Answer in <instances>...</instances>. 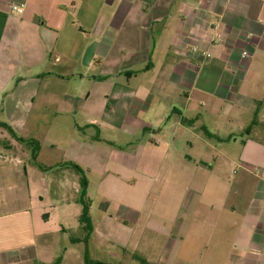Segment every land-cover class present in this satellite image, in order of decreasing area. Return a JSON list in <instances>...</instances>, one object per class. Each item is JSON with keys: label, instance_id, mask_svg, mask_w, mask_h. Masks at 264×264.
<instances>
[{"label": "crops", "instance_id": "0c3cea01", "mask_svg": "<svg viewBox=\"0 0 264 264\" xmlns=\"http://www.w3.org/2000/svg\"><path fill=\"white\" fill-rule=\"evenodd\" d=\"M0 119L41 126L43 164L82 167L91 256L157 211L195 264H264V0H0ZM36 165L0 189V264H84Z\"/></svg>", "mask_w": 264, "mask_h": 264}, {"label": "rangeland", "instance_id": "374dc122", "mask_svg": "<svg viewBox=\"0 0 264 264\" xmlns=\"http://www.w3.org/2000/svg\"><path fill=\"white\" fill-rule=\"evenodd\" d=\"M10 114L11 112H5V116L9 117ZM0 121L2 120L0 119ZM39 128H41V126L31 128L32 130L30 136L24 137L22 136L23 134L19 133V129L13 128L14 133H12L5 127L0 126V189H5L7 186L9 187L10 185H14L15 183H22L18 179H20L24 174V169H30L32 166L34 167V164H37L36 166H38V168L40 169L46 171L49 170V178L50 180L52 179L51 184H54L55 189L59 190L57 185L58 182L59 184L61 183L63 185V188L65 189V194L67 195V197L68 195L70 197L68 198L69 211L67 213V216L62 218V223L67 227V230H59L55 234L59 235L60 238L64 240V246H72L76 244L75 248L85 249L84 242L74 241V239L81 238L85 234L83 227H81L80 225L81 221L80 215L77 212V203L75 199H73L74 195L76 197L79 195L78 193H75L73 180L77 179V176H80L81 180L82 175L72 167H66V165H64L63 163H59L56 165H45L42 163L41 158L39 157V153L41 151V142L35 136V133L37 134L36 131ZM34 140H37L40 144V149L37 151V156L35 159L32 156L34 148L29 143L32 142L37 145ZM50 141L51 140H47V143H49ZM101 155L102 154H100V157H102ZM30 158H32V160ZM18 159H24L26 161L22 163L18 162ZM43 165L46 167L44 168ZM30 172H32L31 169ZM57 173H61L60 178H63L62 181L58 180V178L55 177V174ZM66 173L70 175L66 177ZM80 180H75V182L78 181L80 183ZM35 185L37 186V188H42L41 182H39L38 180H36L35 182L31 181V186L34 187ZM104 186L105 185H102L100 188H104ZM37 188L34 187V189L36 190ZM137 188L138 189L135 191H143V186H141V184H138ZM153 193L154 196H156L157 191L154 190ZM66 201L67 198H65V204ZM154 213L155 215H152L151 218L152 225H149V228L145 230H137L139 233L143 232V234L141 235L142 238L140 241L138 240L137 244H133V241L135 240H132L131 244L115 243L104 246L100 245L99 247L92 246V255L94 257L104 259L105 261L112 264H142L136 256L145 258L149 262V264H195L192 259L188 258V244H186V242L183 245V248H180V250L179 245L178 248L176 245L173 247L172 231L173 235H176L177 231L171 229L170 223H168V225L160 223L161 228H158L154 225L157 223V211H154ZM55 226L60 227L59 220L57 218L52 219L50 223L51 228ZM127 231L130 232L133 230L130 228H127V230L117 229L115 227L113 229H110L109 232L117 236L119 234H124V232L126 233Z\"/></svg>", "mask_w": 264, "mask_h": 264}, {"label": "trees", "instance_id": "16d2710c", "mask_svg": "<svg viewBox=\"0 0 264 264\" xmlns=\"http://www.w3.org/2000/svg\"><path fill=\"white\" fill-rule=\"evenodd\" d=\"M184 121L187 122V123H189V124H192V123H194L195 119L184 118ZM0 126L5 127L10 132L14 133V130H13L12 126L9 123L0 121ZM84 128L85 127H80L81 130H84ZM90 139L91 140H101L102 138H101V135L99 134V132L97 131V134L94 135V136H91ZM34 141H35V143L37 145H35L32 142H29V143L34 148V151H33L32 156L35 159L36 156H37V151L40 149V144H39V142L37 140H34ZM63 164L66 165L67 167L68 166L69 167H72L73 169H75L76 171H78L82 175L81 183L82 184L85 183V181H86L85 179L86 178H85V176L83 174V169H82L81 166H79L78 164H76L75 162H72V161L64 162ZM45 167L46 166H44V168ZM84 206H85V208H84L82 214L80 215V221L82 223V227L84 229L85 234L81 238L74 239L75 242L76 241H81V242H84L85 243V249H84V264H112L110 262H106V261H103V260L96 259V258L92 257L91 254H90V252H89V249H88V246H87V242H88V239H89L90 235L92 234V225H91V221L89 220V216H88V212H87L88 204H85L84 203ZM136 257L141 261L142 264H149V262L145 258L140 257V256H136ZM62 259H63V253H61L52 262V264H61Z\"/></svg>", "mask_w": 264, "mask_h": 264}, {"label": "built area", "instance_id": "2783aa9c", "mask_svg": "<svg viewBox=\"0 0 264 264\" xmlns=\"http://www.w3.org/2000/svg\"><path fill=\"white\" fill-rule=\"evenodd\" d=\"M23 9H24V4H23V3H21V4H12V5H11V10H12V11L22 12ZM207 55H209V54H207ZM244 55H245V56L248 55V52L245 51V52H244Z\"/></svg>", "mask_w": 264, "mask_h": 264}]
</instances>
